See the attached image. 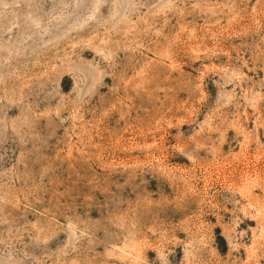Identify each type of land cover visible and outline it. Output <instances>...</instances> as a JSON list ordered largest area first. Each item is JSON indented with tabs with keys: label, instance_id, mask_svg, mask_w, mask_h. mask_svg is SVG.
<instances>
[{
	"label": "rangeland",
	"instance_id": "1",
	"mask_svg": "<svg viewBox=\"0 0 264 264\" xmlns=\"http://www.w3.org/2000/svg\"><path fill=\"white\" fill-rule=\"evenodd\" d=\"M0 264H264V0H0Z\"/></svg>",
	"mask_w": 264,
	"mask_h": 264
}]
</instances>
